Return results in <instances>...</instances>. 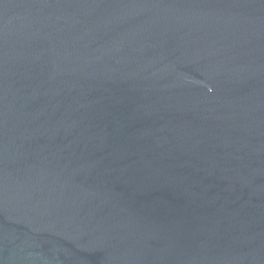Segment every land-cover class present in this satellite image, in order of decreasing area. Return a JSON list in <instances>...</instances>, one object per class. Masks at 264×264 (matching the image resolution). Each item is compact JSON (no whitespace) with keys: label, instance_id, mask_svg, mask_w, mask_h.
Here are the masks:
<instances>
[{"label":"water","instance_id":"obj_1","mask_svg":"<svg viewBox=\"0 0 264 264\" xmlns=\"http://www.w3.org/2000/svg\"><path fill=\"white\" fill-rule=\"evenodd\" d=\"M0 264H264V0H0Z\"/></svg>","mask_w":264,"mask_h":264}]
</instances>
